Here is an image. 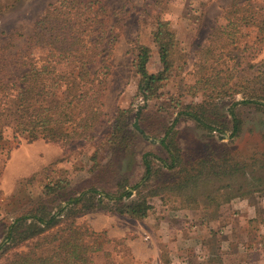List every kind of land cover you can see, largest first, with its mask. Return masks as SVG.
Returning a JSON list of instances; mask_svg holds the SVG:
<instances>
[{
  "label": "rangeland",
  "instance_id": "374dc122",
  "mask_svg": "<svg viewBox=\"0 0 264 264\" xmlns=\"http://www.w3.org/2000/svg\"><path fill=\"white\" fill-rule=\"evenodd\" d=\"M52 1L0 0V76L22 73L24 59L45 53L43 47L32 42L31 36L34 21ZM231 1L103 0L109 23L118 18L113 10L124 6L119 35L107 60L105 115L89 138L68 144L42 138L14 140L10 132L5 133L0 140V245L6 242L8 225L17 216L36 207L58 211L68 206L66 201L70 197L93 189L86 198L100 203L78 214L75 222L95 231H106L109 243L104 251L92 255L96 264H264V192L244 196L238 195L233 187L216 195L221 181L213 178L205 179L193 192L199 199L197 208H190L178 196L160 195L149 197L151 209L142 219L102 207L103 203L113 206V200L105 193L117 197L130 190V197L120 203L135 197L137 189L132 187L144 175L145 152L151 153L157 170L151 186H159L176 176L174 170L168 171L159 160H171L159 139L176 117L179 109L176 100L181 105L202 100L199 93L178 96V87L194 81L196 51L208 42L216 25L226 22L223 14ZM250 2L257 16L264 14V0ZM157 20L175 31L184 57L179 75L169 79L161 96L145 101L134 98L138 75L132 67L130 45L136 38L148 44L151 47L148 69L151 72L160 69L157 50L149 36ZM241 32L237 45L249 46L244 54L249 63L244 60L237 66L236 77L231 80L241 90L215 100L216 113L210 112L209 117L216 130L202 128L181 115L173 129L175 144L171 150L179 166L227 156L230 163L237 161L246 175L262 177L263 183L264 45L257 42L254 26L242 27ZM221 53L230 67L238 63L240 52L234 47ZM97 66L95 63L91 70ZM233 103L242 123L240 134L230 140L229 131L222 134L218 129L224 122L230 123L228 108ZM54 179L60 181L57 190L40 195L45 183ZM146 190L141 188L143 193ZM20 248L5 251L0 264Z\"/></svg>",
  "mask_w": 264,
  "mask_h": 264
},
{
  "label": "trees",
  "instance_id": "16d2710c",
  "mask_svg": "<svg viewBox=\"0 0 264 264\" xmlns=\"http://www.w3.org/2000/svg\"><path fill=\"white\" fill-rule=\"evenodd\" d=\"M239 1L232 0L226 6L223 14L226 22L216 25L208 42L197 49L194 81L178 87V96L199 93L202 100L184 105L176 100L179 106L176 117L159 139L171 159L159 160L168 171L174 170L176 176L159 186H151L157 170L152 164L151 153L145 152L142 155L144 175L132 187L137 189L135 197L120 203L123 198L130 197V190L122 191L117 197L105 193L113 200V206L103 203L102 207L107 211L142 219L151 209L149 197L157 195L163 198L178 196L190 208H197L199 199L193 192L205 179L209 181L213 178L221 181L216 195L222 189L233 187L238 195L244 196L250 192H264L262 177L246 175L242 166L237 161L230 163L227 156L216 161L214 159L217 158H203L189 166H179L171 150L175 144L173 129L181 115L193 119L202 128L216 130L210 125L212 119L209 117L210 112L216 113L215 100L233 96L241 90L231 83L236 77L237 66L244 60L249 63L244 55L249 46L237 45L242 36L241 28L254 26L258 33L257 42L264 45V14L257 16L250 0ZM123 12L124 6L114 9L113 14L118 18L109 23L103 0H54L48 3L34 21L31 36L32 42L43 47L45 53L24 59L22 73L0 76V140L4 139L6 132H10L14 140L21 137L27 141L42 138L61 144L91 136L105 115L103 97L109 74L107 60L119 35ZM149 36L161 64L157 71L148 69L151 58L148 44L136 38L130 45L132 67L138 75L134 98L140 97L145 101L161 96L169 79L179 75L184 57L175 31L165 22L157 20ZM13 37L14 34H11V40ZM232 47L240 55L238 63H232L230 67L221 51ZM95 63L98 66L92 71ZM234 104L228 108L230 123L224 122L218 129L222 134L229 131L230 140L240 134L242 123ZM59 186V179L50 180L45 183L40 195H50ZM141 188L147 190L143 193ZM92 191L70 197L66 201L68 206L58 211L36 207L14 218L8 225L6 242L0 245V256L9 249L21 248L6 256L2 264H96L92 255L104 251L109 243L106 231H95L75 222L78 214L92 210L100 203V200L98 203L93 199L87 200L90 197L86 198V194ZM81 206L84 208L81 209Z\"/></svg>",
  "mask_w": 264,
  "mask_h": 264
}]
</instances>
